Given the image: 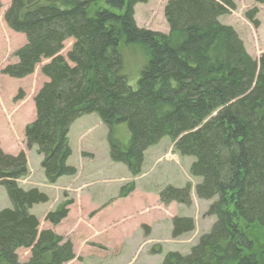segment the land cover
I'll return each instance as SVG.
<instances>
[{"label":"trees","instance_id":"trees-1","mask_svg":"<svg viewBox=\"0 0 264 264\" xmlns=\"http://www.w3.org/2000/svg\"><path fill=\"white\" fill-rule=\"evenodd\" d=\"M148 1L10 0L4 23L25 44L1 74L22 79L46 61L40 73L47 81L24 129L26 147L41 155L52 184L76 173L66 164L67 135L83 116H97L110 160L132 176L140 174L144 152L168 138L180 156L193 159L190 174L201 180L195 194L213 201L207 214L215 221L188 255L170 252L162 264H264V249L248 236V228H264V57L253 60L233 28L219 22L235 9L232 0H169L168 34L136 26L134 6ZM121 45L139 47L146 60L135 90L122 73ZM117 127L125 128V143L116 138ZM26 173L24 153L0 150V186L10 203L0 210V262L23 264L16 251L29 249L27 264H65L74 258L72 246L38 231L30 210L47 197L17 186ZM189 196L187 186L167 187L159 200L188 205ZM66 216L64 205L45 221L56 225ZM193 229L191 219L172 222L173 237Z\"/></svg>","mask_w":264,"mask_h":264},{"label":"rangeland","instance_id":"rangeland-1","mask_svg":"<svg viewBox=\"0 0 264 264\" xmlns=\"http://www.w3.org/2000/svg\"><path fill=\"white\" fill-rule=\"evenodd\" d=\"M168 1L136 4L133 10L136 26L168 34L163 15ZM232 1L235 9L220 17L219 22L231 26L249 56L258 61L264 57V4ZM9 3L10 0H0V137L9 151L25 155L27 173L17 180V186L23 190L37 189L47 197L46 203L34 205L30 210L38 219V231L50 230L62 243L70 242L74 258L65 264H162L170 252L188 255L215 221L207 214L213 201L196 196L195 187L201 180L190 174L193 159L180 156L172 140L164 138L149 147L144 152L140 174L132 176L123 165L110 160L107 131L97 116H83L74 121L67 135L71 154L66 164L75 169V175L61 177L52 184L46 181L40 166L41 155L35 147L28 149L24 139V129L35 118L34 108L30 107L35 93L47 81L40 73L46 61L22 79L1 74L4 67L17 62L16 52L25 44L24 36L12 32L4 23ZM248 14L257 26L247 19ZM71 44V40L64 43L61 56L65 57ZM119 53L122 73L135 90L146 62L144 54L135 45H121ZM24 100L30 101L20 114V103ZM115 136L120 143L128 138L124 127H117ZM185 186L189 187L188 205L160 202L159 194L167 187ZM64 205L67 216L59 224L45 221L47 214ZM7 208L10 203L0 186V210ZM176 218L191 219L194 229L173 237L172 222ZM248 232L255 245L264 249V228L253 226ZM16 254L20 263L29 262V249H19Z\"/></svg>","mask_w":264,"mask_h":264},{"label":"crops","instance_id":"crops-1","mask_svg":"<svg viewBox=\"0 0 264 264\" xmlns=\"http://www.w3.org/2000/svg\"><path fill=\"white\" fill-rule=\"evenodd\" d=\"M39 89V88H38ZM37 93V92H36ZM35 93V94H36ZM26 98V97H25ZM31 100V99H30ZM29 100V101H30ZM29 101H27L26 102V100H24L22 103H20V109H19V111H18V113H20L21 114V112H22V107L26 104V103H28ZM32 101V100H31ZM30 107H33L34 108V105H31ZM24 116V115H23ZM31 120V119H30ZM26 124L27 123H24V126H26ZM2 141H5L4 140V138L3 137H0V148H1V150L3 151V153L4 154H6V155H10V156H15V154H17V152H11V151H9L8 150V148L7 147H4L3 146V142Z\"/></svg>","mask_w":264,"mask_h":264}]
</instances>
